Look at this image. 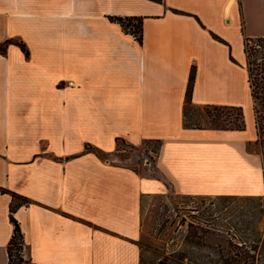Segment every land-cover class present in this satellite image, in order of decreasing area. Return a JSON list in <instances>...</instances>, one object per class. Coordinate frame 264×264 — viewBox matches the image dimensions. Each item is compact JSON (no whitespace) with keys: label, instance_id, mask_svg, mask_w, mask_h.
<instances>
[{"label":"crops","instance_id":"crops-1","mask_svg":"<svg viewBox=\"0 0 264 264\" xmlns=\"http://www.w3.org/2000/svg\"><path fill=\"white\" fill-rule=\"evenodd\" d=\"M245 38L264 0H0V264L11 194L30 264H141L144 203L168 189L264 197ZM191 71V106L241 107L244 130L187 126ZM118 142L158 154L133 169Z\"/></svg>","mask_w":264,"mask_h":264},{"label":"rangeland","instance_id":"rangeland-1","mask_svg":"<svg viewBox=\"0 0 264 264\" xmlns=\"http://www.w3.org/2000/svg\"><path fill=\"white\" fill-rule=\"evenodd\" d=\"M130 24L138 32L137 22ZM10 42L1 45L2 52ZM185 123L225 129L239 118L231 110L192 106L185 110ZM158 148L154 142L138 147L118 142L113 158L137 169L152 163ZM144 206L141 264H264V197H190L168 189ZM23 260L30 264L24 249Z\"/></svg>","mask_w":264,"mask_h":264},{"label":"trees","instance_id":"trees-1","mask_svg":"<svg viewBox=\"0 0 264 264\" xmlns=\"http://www.w3.org/2000/svg\"><path fill=\"white\" fill-rule=\"evenodd\" d=\"M113 22L119 23L126 31L134 28V25H131V21H136L138 24V32L133 29V33L136 35L137 39L141 41V23L140 18H120V17H111ZM128 23V24H126ZM130 27V28H129ZM217 40L222 41L214 35ZM21 49L27 54L26 48L24 45L20 44ZM3 50V49H2ZM4 51V50H3ZM244 53L246 57V70L248 75V83L251 91V97L253 100V114H254V123L257 133V139L255 142L250 143L247 146V149L251 152H255L260 155L263 164H264V38L244 39ZM195 79V71H191L188 87L186 91V104L185 110L187 107L191 106V94L193 89ZM205 108H213L214 110H231L236 112L237 117L239 118V124L230 128H225L222 130H244V114L241 107H219V106H206ZM252 147H255L254 151ZM13 198V204L10 207V220L14 225L13 234L11 236L10 242L7 247L8 251V264H23V249H24V237L21 231V228L14 218L13 213L16 210V207L21 205L24 201L19 196L11 194Z\"/></svg>","mask_w":264,"mask_h":264}]
</instances>
